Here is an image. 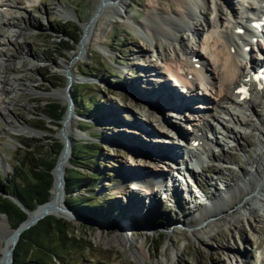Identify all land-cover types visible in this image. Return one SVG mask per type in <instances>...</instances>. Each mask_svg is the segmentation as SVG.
Wrapping results in <instances>:
<instances>
[{"label":"rangeland","instance_id":"rangeland-1","mask_svg":"<svg viewBox=\"0 0 264 264\" xmlns=\"http://www.w3.org/2000/svg\"><path fill=\"white\" fill-rule=\"evenodd\" d=\"M6 1L3 0V5H0V16L4 20L0 23V49L2 53L16 61L27 58L26 61L30 62L32 67L24 69L17 66L7 69L8 77L18 78L21 85L10 94L0 92V107H6L5 111L0 108V170L3 176L7 177L13 172L9 161L13 162L20 158L21 150H30L34 156L49 158L47 152L52 155L51 145L61 144L62 149L64 148V143L58 136L62 123L60 122V126L56 127L41 113L45 104L50 101H58L66 107L69 99L73 102L72 114L75 121L70 127L72 149L79 141L83 143L90 141L99 148L98 161L88 163V168L85 170L81 169V172L84 170L82 174L90 179V183L73 191L74 195H86L88 200L94 202V205L86 207L85 216H89L90 219L84 220L75 212L77 220L62 218L70 222L76 231L73 233L72 245L67 244L66 249L62 246L56 248L55 251L62 256L59 258V264H257L262 262L264 204L257 203L255 211L250 215L241 209L236 222L222 223L203 234L200 240H188L187 235L190 230L184 225L185 220L187 224L194 221L202 212V207L208 206L211 199L217 204L216 197L219 193L224 194L222 191L231 179L238 184L241 183L242 171L250 169V162L256 155L254 147L256 137H253L254 134L250 129L242 130L235 126L236 131L243 133L237 143L231 136L225 134L224 137L223 130L213 122L215 131L206 130L210 138L216 137L219 141L213 150L215 154L227 151L229 158L222 163L211 162L201 173H194V183L191 182L187 191L178 192L179 196L174 199L169 200L165 198V194L156 191L155 198H150L156 201L155 207L151 208L154 210L153 213L149 207H145L150 199L141 195L143 191H133L134 188H130L131 185L123 181L125 178L123 175L128 173L123 171L125 168L130 171L134 169L139 175H146L149 167L164 166L165 163L152 154L159 153L156 148L158 146L153 143L156 140L154 138L164 136V132L167 131L166 126L173 128L175 125L174 127L180 129V132L190 130L183 127L185 122L178 119V114L173 113L172 109H167L166 112L160 104L153 105L164 112L161 114V111L158 113L157 110H152L154 116L151 121H147L141 115L142 109H149L147 101L149 95H155V84L152 81L155 77L145 76L146 72L152 75L155 72L162 73L170 57L172 58L175 53L181 57V53L176 50L179 40L166 45L160 40L154 41L141 27L133 29L132 23L124 22L122 17L124 13L118 16L113 13L111 4L105 5L102 2L99 12L103 15L93 27L96 34L88 40L86 52L79 57V45L82 41L77 43L68 41L69 37L66 33L79 34L81 39L82 25L89 23L94 11L98 9V4L101 5V0H12L14 2L12 5ZM223 1L219 0L223 17L231 18V11H235L238 5L232 0ZM153 2L160 10H168L175 0H126L124 10L128 19L138 24L146 23L147 8ZM206 3L207 1L204 4L208 8L211 0ZM67 11L70 18L65 17ZM208 18L211 19L213 16L209 14ZM18 31H21L20 33L25 37L24 41L16 38ZM180 34L184 44L194 47L200 54L199 58L205 60L202 47L205 35L203 31H200L199 35H192L190 31L180 30ZM61 43L66 44L68 49L63 51L59 45ZM261 46L263 49L264 45L257 42L253 47L261 49ZM22 52L27 54L24 55ZM60 66L71 69L76 77L69 88L68 76L60 70ZM207 69L211 73L212 69ZM138 74H144L145 77L137 76ZM129 80L138 88L134 96L128 95L123 90V85ZM143 82L151 89L145 90ZM65 88L68 89L65 95L67 101L63 100ZM75 88L81 90L86 101L96 97L94 112L86 116L75 112L77 107L74 100ZM209 100L206 101L208 108L204 107L203 112L213 109ZM258 100L262 101L261 98ZM256 112L264 117L262 105L256 108ZM237 114L243 115L250 122H256V115H252L249 111ZM216 116L222 117L223 122L227 123L228 117L223 113L218 112ZM134 125L141 129L145 128L148 132L152 130L150 136L141 134L144 138L149 137L151 141L147 142L142 138L141 131ZM28 130L35 131L36 135H27L25 132ZM113 138L115 141L112 140ZM24 141L31 143L33 147L27 148L22 143ZM132 143L136 146L141 145L136 148L131 146ZM225 144L228 145L224 147ZM168 147H170L169 152L175 150L173 146ZM152 149V152L145 151ZM196 152L200 151L196 150ZM69 167L68 159L64 178ZM179 171L183 172L182 169ZM190 171L193 174V170ZM3 196L10 198L8 194ZM126 197L128 200L125 202ZM137 197L144 206L141 205L137 210L129 208L131 216L128 218V202L134 203ZM176 223L180 224L174 226ZM132 229H138L141 233L133 236L130 245L124 247L117 234L121 230H128L130 234ZM144 237H146L145 241ZM141 242L144 251L149 254V259L142 260L140 257L138 246ZM85 246L87 248H84ZM173 246L179 249L178 255H174ZM46 259L50 263L52 258L46 256Z\"/></svg>","mask_w":264,"mask_h":264},{"label":"bare ground","instance_id":"bare-ground-1","mask_svg":"<svg viewBox=\"0 0 264 264\" xmlns=\"http://www.w3.org/2000/svg\"><path fill=\"white\" fill-rule=\"evenodd\" d=\"M206 1L208 3V0H175L174 4L170 6L168 10H160L153 2L147 8V22L138 24L137 22L130 21L128 19V16L124 10L126 0H101V5L98 4V9L94 11L93 15H95L93 16L92 20L89 23L82 25L83 29H85V34L81 44L79 45V57H81L82 54L86 52L88 40L92 35L96 34L94 33L93 27L97 22H99L100 16L103 15L99 12V9H101L103 5L102 2H104L105 5L111 4L114 14L122 16V14L124 13V16H122L124 22L132 23L131 27L133 29H140L141 27L145 34L149 35L154 41L160 40L166 45L170 42H176L177 40H179L176 50L181 53V57L176 55L175 53L172 58L170 57L166 61L164 70L171 73L172 75H181L182 79L184 80L183 82L186 83L190 91L194 92L196 91V89H198L204 90L206 94H209L208 96L211 98V100H209V103H211L213 109L205 111L203 113L200 110L199 113H197L198 111L194 112L195 109H192L191 111L193 112L191 113L195 114L194 121H191L190 118L184 115L182 109L180 110L181 119L185 123H188L186 130H193V133L190 134L191 137L187 136L188 138L185 140L187 144L186 152L189 154V156H191V154H197L196 150L200 151V148L202 147V149H206V152L209 156V159H207L209 160L208 163H222L225 159L229 158L227 155V151H223L220 154H215L213 148L214 146L217 147L216 145H218L219 141L218 139H216V137L210 138L206 135L207 129L215 131V127L212 125L214 123L223 130L224 137L225 134L231 136L237 141V143L239 139L242 138L243 133L236 131L234 129L235 126L240 127L242 130L250 129L251 133L254 134L253 137H256V141L254 142L256 155L250 162V169L242 171L243 179L241 180V183L238 184L237 181L231 179L230 183L225 186V189L223 188L224 191L222 192L224 194L219 193V196L216 197L218 200L217 204L214 203V199H211L208 206L205 205L204 207H202V212L195 218L194 221H190L188 224L187 220H185V223L183 222L184 225H187L190 230V233L187 235L188 240H200L202 239L203 234L208 233L209 230L213 229L214 227H218L222 223L236 222L239 215L241 214V209H244V211L248 215H250L255 211V205L257 203L264 204V117L258 115V113L256 112V108L259 107V105H262V107H264V91L259 92L256 89L252 98L249 100L239 99V95L234 91L237 88L239 82H242L248 76V74H246L244 70L243 63L241 62L242 55L240 47H238L236 44V40L241 37L239 34H237L236 30L240 27L245 29V25L249 26L248 20H244V17H246L245 13L247 12V9H251L252 13L258 12L259 10L253 9L251 6H249L251 4L249 3V0H243V3L240 4L239 9L237 8L235 9V11H231V19L229 17L230 15L226 16L229 18H224L219 0H211L208 8L204 4V2ZM2 2L3 0H0V5H3ZM6 2L11 5L14 4L12 0H7ZM251 12H247V15ZM209 14H211L213 18L209 19ZM65 17H71L68 11L66 12ZM3 22L4 20L2 16H0V23ZM180 30L190 31L192 35H199L200 31H203V34L205 35L203 37L202 47L203 53L206 57L205 60L197 61L196 59H194V57L199 58L200 54L196 52V49L194 47L184 44L180 34ZM20 32L18 31L16 38H21L24 41L25 37ZM22 53L24 55L27 54L26 52ZM156 55L157 57H160V55ZM26 59L27 58L16 61L11 56L2 53V50L0 49V92L2 94H10L15 90L17 86L21 85L18 78L8 77V73L6 72V70L17 66L24 69H27V67L29 66L32 67V64L30 62H27ZM198 62L201 63L198 65L199 67H196L195 64H197ZM59 68L62 72H65L67 74V86L69 88V86H72V84L76 80V77L68 67L60 66ZM207 68L212 69L211 73H208L209 71ZM146 69L148 71H151V69ZM186 72L192 75V79H188L185 75H183ZM146 73L147 74H145V76L152 74L149 72ZM142 75L143 77H145L144 74H138L137 76ZM162 77L163 76L157 75L156 80L161 81ZM197 77L199 78L198 82L200 83V85L193 89V83L195 79H197ZM153 79L155 80V78ZM130 81L131 80L126 83V87H129L133 84L132 82L130 83ZM142 84L144 85L145 90L148 91L149 89H151L145 82H143ZM132 86L134 87V92H136L138 90L137 85L135 86L133 84ZM67 90L68 89L66 88L64 89V101L68 100L67 96H65ZM154 91L155 95L157 96L160 95V93H164L163 88H159L156 85ZM58 94L60 93H57V95ZM170 97L172 98V95ZM166 98H168L167 95ZM258 98H261L262 101H259ZM147 101L149 109L141 110V115H143V117H145L147 121H151L152 116H154L152 115V110H158L159 113L161 111L162 114V110L156 109L155 107H153L152 109L150 103L152 105L160 104L161 107L163 109L165 108L167 112L164 99L155 98V96L149 95ZM206 103L208 102L200 101L193 107L197 109H199L200 107H205L206 109L208 108L206 107ZM227 105L232 106L234 111H230ZM0 108L4 111L6 110L5 106ZM236 108H245L247 111L251 112L252 115H256V122L253 123L246 120L243 115L239 116L235 112ZM178 111L179 110L172 109V112L174 113H178ZM218 112L227 115V123L223 122L224 119L222 117L220 118L216 116V113ZM73 116L74 115L68 111L65 114L64 119L62 120V125L59 127L58 136H60V138L62 139L64 148L60 153L57 167L54 170V184L51 188L50 198L44 205H41L31 211L27 220L35 219L44 213H50L67 220H77L75 216L71 215L65 209L63 193L64 185L61 187V180L64 178L65 168L68 165V158L72 149L71 146L73 140L70 127L75 121V118ZM230 124H232L233 126H230ZM134 126L141 131L140 136L142 133H145V135L148 136H150V134L152 135L151 131L148 132L145 128L141 129V127L139 126ZM25 133H27V135L29 136L36 135V132L33 130H28ZM176 133L178 134V132ZM164 134V136L154 138L156 139L155 142L152 141L156 144V146H158L156 147L157 151L168 153V148L170 147L164 146V144L166 143H170L169 146H173L178 150L181 143V140L179 138H181L182 136L178 135L179 137H176V135H174L171 130L165 131ZM192 138H194V140L200 141L198 146L193 145ZM144 139L147 142L151 141L149 137H145ZM112 140L115 141L114 138ZM140 145L141 144L136 146V144H131V146H135L136 148H138V146ZM226 145L228 144H225L224 147H226ZM143 148H145V146ZM220 149L222 150L223 147L221 146ZM148 151L152 152L153 149ZM179 164L180 163L171 162V164H163L164 166L162 167H158L157 165L152 166L149 167L148 170H146V175H139V173H137L134 169H131L130 171L128 168H125L123 169V171L128 172L127 174L125 173L126 177H128V175H132L133 177H145V180L148 183L146 181H144L143 184H136L134 182H131L130 188L133 187V191L137 192L143 191V194L141 195H144L146 199H154L156 196V191H158L159 194L163 193L166 195L165 198L171 200L179 196L177 195L178 192L187 191L191 184V180H186L183 177L188 173L192 178V171H190V169L192 170V167H188L187 164H184V162H181L182 165L180 167ZM180 169H182L183 172H180ZM129 172L133 173L134 175L130 174ZM166 173H168L169 175H166L165 179L163 180L162 178ZM169 176L175 182V186L172 188V191H175L176 193L171 194L168 192V188H165V185L167 186V184L170 186V182L168 181ZM126 177L123 179V181H127ZM194 181L195 180H193L192 183H194ZM163 182L165 184H162ZM149 184H151V186H149ZM180 195H182V193ZM153 199H150L149 203L146 204L145 207H149L150 209L155 207L156 201H154ZM127 200L128 198L126 197L125 202ZM130 202H128V218L129 216H131L129 208L137 210L142 205V201L138 197L136 198L134 203ZM125 205L126 203L124 204V206ZM143 206L144 204L142 205V207ZM151 212L153 213L154 210L151 209ZM179 224L180 223H176V225L174 226H177ZM134 230L132 229V232H130V234L128 233V230H121L118 232L117 237L124 247L130 245L131 241H133V236L141 233V231L139 232L138 229ZM14 232L15 231L9 227L7 218L3 215L0 216V264L5 263V255L13 245L12 240ZM128 234L130 237H128ZM110 240L112 241V238ZM145 240L146 237H144V241ZM173 248H175V246H173ZM138 252L142 260L149 259V254H146L143 249V242L139 244ZM174 253V255H178L179 249L175 248ZM244 256L246 257V255Z\"/></svg>","mask_w":264,"mask_h":264},{"label":"trees","instance_id":"trees-1","mask_svg":"<svg viewBox=\"0 0 264 264\" xmlns=\"http://www.w3.org/2000/svg\"><path fill=\"white\" fill-rule=\"evenodd\" d=\"M66 35L69 37L68 41L77 43L80 39L79 34L66 33ZM66 44H59L63 51L68 49ZM84 74L87 73L84 72ZM74 93H76L74 100L77 106L75 109L77 114L86 116L95 111L96 97L86 101L79 88H75ZM65 109L66 106H62L58 101H50L45 104L41 113L49 118L50 124L58 127ZM40 128L51 131V129L45 127ZM22 143L27 148L33 147L31 143L25 141ZM61 149V144L51 145L50 152L52 155L47 152L49 158L34 156L30 150H21L20 158L15 159L13 162L12 160L9 161L13 169L12 173L4 177L0 170V191H2V194H0V213L6 215L12 228H16L26 219L27 215L21 207L8 197L3 196V194L15 195L23 207L29 211L47 201L50 198L53 180L51 171ZM98 149V146L90 141L77 142L68 158L70 167L64 178V203L84 220L90 219L89 216H85L86 207L94 205V202L88 200L89 198L86 195H74L73 191L76 188L86 187V184L90 183V179L82 173L88 168V163L98 161ZM81 169L84 170L81 172ZM75 231L76 228L70 222L55 215H47L39 219L20 234L19 240L13 249L12 264H59V258L62 256L55 250L58 246L65 248L67 244L72 245ZM84 248H87V246ZM46 256H51L50 263L47 261Z\"/></svg>","mask_w":264,"mask_h":264},{"label":"water","instance_id":"water-1","mask_svg":"<svg viewBox=\"0 0 264 264\" xmlns=\"http://www.w3.org/2000/svg\"><path fill=\"white\" fill-rule=\"evenodd\" d=\"M94 15H95V14H94ZM94 15H93V16H94ZM93 16L91 17V19L89 20V22L92 20ZM87 23H88V22H87ZM82 30H83V35H82L81 39L79 40V42L82 41V39H83V37H84V34H85V30H84V29H82ZM67 87H68V86H67ZM73 108H74L73 102H72L71 99H69V103H68V105H67V107H66V109H65L64 115H65L68 111L72 113V112H73ZM63 118H64V116H63ZM63 118H62V119H63ZM60 122L62 123V121H60ZM61 151H62V149H61ZM61 151H60V153H61ZM69 151H70V150H69ZM60 153H59V155H58V157H57V160H56L55 166L53 167V169H52V171H51L52 178H53V180H52V186H53V184H54V170H55V168L57 167ZM70 154H71V151H70ZM69 157H70V156H69ZM63 185H64V179L61 180V187H62ZM51 188H52V187H51ZM61 192H62V190H61ZM63 193H64V195H65L64 189H63ZM50 194H51V190H50ZM8 195H9V197H10L9 199H10L12 202H14L16 205H18L19 207H21V208L24 210V212L26 213L27 217H26V219L23 220V221H22V222H21L16 228H12V227L10 226V224H9V227H10L12 230H14L15 232H14V236H13V240H12V241H13V245L11 246V248L7 251V253H6V255H5V263H4V264H12V261H13V257H12L13 249H14L16 243H17L18 240H19L20 234H21L25 229H27V228H29L30 226L34 225L39 219H41V218H43V217H45V216H47V215H52V214H50V213H44V214L40 215L39 217H37V218H35V219L27 220V219H28V216H29V213H30L31 211L25 209V208L23 207L22 203L18 200V198H17L15 195H12V194H8ZM49 197H50V196H49ZM46 202H47V201H45V202L42 203V204L37 205L36 208L39 207V206H41V205H44ZM64 206H65V209H66L71 215L75 216L74 211H72L68 206H66V204H65ZM36 208H35V209H36ZM32 211H33V210H32ZM2 215H3V216H6L5 214L0 213V216H2ZM79 220H80V219H79ZM80 221H82V220H80Z\"/></svg>","mask_w":264,"mask_h":264}]
</instances>
